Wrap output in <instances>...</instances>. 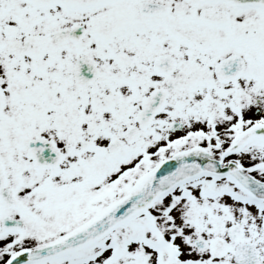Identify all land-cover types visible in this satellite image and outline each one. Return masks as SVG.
<instances>
[{"label":"snow or ice","instance_id":"6c2138e0","mask_svg":"<svg viewBox=\"0 0 264 264\" xmlns=\"http://www.w3.org/2000/svg\"><path fill=\"white\" fill-rule=\"evenodd\" d=\"M0 264H264V0H0Z\"/></svg>","mask_w":264,"mask_h":264}]
</instances>
